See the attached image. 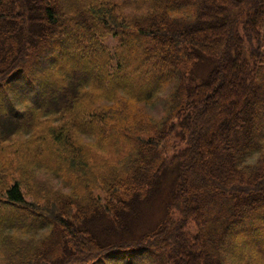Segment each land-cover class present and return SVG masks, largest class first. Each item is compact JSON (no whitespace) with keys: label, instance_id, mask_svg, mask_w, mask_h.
<instances>
[{"label":"trees","instance_id":"16d2710c","mask_svg":"<svg viewBox=\"0 0 264 264\" xmlns=\"http://www.w3.org/2000/svg\"><path fill=\"white\" fill-rule=\"evenodd\" d=\"M0 264H264V0H0Z\"/></svg>","mask_w":264,"mask_h":264},{"label":"rangeland","instance_id":"374dc122","mask_svg":"<svg viewBox=\"0 0 264 264\" xmlns=\"http://www.w3.org/2000/svg\"><path fill=\"white\" fill-rule=\"evenodd\" d=\"M106 42L110 44L111 47H113L116 43V40L114 37H109L106 39ZM172 92L171 86L166 87L164 90L160 92L158 97L150 102L143 104V107L151 113V115L156 119H161L164 115L165 108L169 109L171 111V100H169V96ZM231 97V96H230ZM175 122L177 119H173ZM177 130L174 133V137L178 140H182V133L184 131L183 127L180 126L179 123H177ZM54 183L62 187L65 190H68L66 186L57 178L53 179ZM169 195L168 190L163 191L161 195H159L157 198L151 201L146 206V209L144 211L143 215V224L139 229H147L151 228L153 225H155L163 216L165 211V203L168 201Z\"/></svg>","mask_w":264,"mask_h":264}]
</instances>
